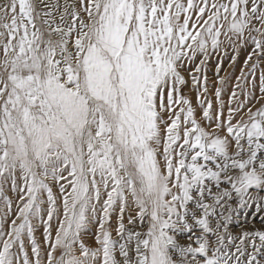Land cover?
<instances>
[{
	"label": "snow or ice",
	"instance_id": "snow-or-ice-1",
	"mask_svg": "<svg viewBox=\"0 0 264 264\" xmlns=\"http://www.w3.org/2000/svg\"><path fill=\"white\" fill-rule=\"evenodd\" d=\"M262 65L264 0H0V264H264Z\"/></svg>",
	"mask_w": 264,
	"mask_h": 264
},
{
	"label": "rangeland",
	"instance_id": "rangeland-1",
	"mask_svg": "<svg viewBox=\"0 0 264 264\" xmlns=\"http://www.w3.org/2000/svg\"><path fill=\"white\" fill-rule=\"evenodd\" d=\"M249 52H250V42L248 46L240 47L237 49L227 47L226 50L222 48L219 51L212 52L210 58L208 59L206 65L204 66H201L199 63L200 59L203 58L199 54L194 60L188 61L185 64V72H184L188 83L186 86H183V91L188 96V98L193 101V105L199 106L200 101L197 98L199 95V91L197 89V86L193 84L190 74H195L197 77H201L202 75H207L209 92L205 95L207 96V99L212 101L213 108L217 109L218 100L215 97L214 90L216 87L220 86L219 77L225 76V73H227L228 74L226 77L227 82L222 88V99L225 101V112H226L227 106L230 103L231 92L235 89L236 81L239 80L241 71H244L245 74L247 75V69L244 68V62ZM197 67H202V71L196 72ZM218 68L220 69L219 74L217 73ZM261 70H264V65H262L261 69H258L256 72L255 84H253L252 79L249 78L247 86L245 87V92H247V90L251 88L253 89L254 94L256 96L260 95L259 77ZM240 83L243 85L244 81L241 80ZM202 85L203 82L201 84V88ZM235 90L239 91L238 89ZM9 195L13 200V208L9 212V216L11 217L12 214L16 211V204L18 203V201H17L16 192H10ZM3 210H4L3 204L0 203V211ZM259 218L262 219L260 220ZM241 222L244 224H251L259 227L260 224L264 222V213H256L253 211L246 218L242 216ZM34 224L36 225V232H35L36 238L38 241H41L43 236L42 226L39 224L38 221H34ZM234 230L239 231V226L238 225L234 226Z\"/></svg>",
	"mask_w": 264,
	"mask_h": 264
},
{
	"label": "bare ground",
	"instance_id": "bare-ground-1",
	"mask_svg": "<svg viewBox=\"0 0 264 264\" xmlns=\"http://www.w3.org/2000/svg\"><path fill=\"white\" fill-rule=\"evenodd\" d=\"M260 220L262 219V218H259Z\"/></svg>",
	"mask_w": 264,
	"mask_h": 264
}]
</instances>
